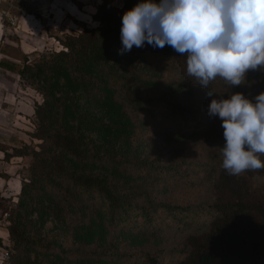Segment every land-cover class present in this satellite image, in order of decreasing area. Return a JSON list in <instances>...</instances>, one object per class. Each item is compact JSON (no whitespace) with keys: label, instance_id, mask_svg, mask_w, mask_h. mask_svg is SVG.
<instances>
[{"label":"rangeland","instance_id":"obj_1","mask_svg":"<svg viewBox=\"0 0 264 264\" xmlns=\"http://www.w3.org/2000/svg\"><path fill=\"white\" fill-rule=\"evenodd\" d=\"M104 1L121 9L125 0H0V30L3 31L0 64H13L15 70H19L25 62L34 64L53 53L65 51L63 41L68 36L75 37L98 26L94 15ZM22 19L25 21L21 24ZM20 25L23 27H18ZM143 48L131 62L109 60L103 66L105 79L115 91L114 98L124 104L132 122L131 134L123 136L121 120L115 124L116 131L108 143L95 131L86 132L85 137L90 150L98 146L92 150L99 156L112 151L113 159L109 162L97 158L81 170L101 172L108 178L113 192L126 202L115 208L113 222L109 221L106 195L94 187L76 184L68 176L61 177L56 154L46 152L53 148L55 140L48 141L42 135L45 121L38 108L43 107L44 102L39 91L41 83L33 79L32 73L19 75L2 65L33 102L28 101L29 106L26 101L29 107L24 111L26 119L23 118L21 127L25 134L11 150L1 145L10 150L11 174H17L20 189L17 194L14 190L5 192L4 187L0 191V227L7 231L3 243L0 237V264H10L17 253L8 229L17 215L22 186L32 185L33 177H36L35 188L27 190L25 196V207L30 214L21 210L20 216L29 228V237L40 238L41 244L36 245V250L24 244L23 256L45 260L53 257L45 253L48 251L62 252L61 255L68 258H82L80 255L94 251L89 256L91 260L82 264H139L141 257L148 253L156 257L159 264H183L184 236L198 228L194 218L199 216L200 222L207 221L211 213H196V210L208 203L209 181L200 180L205 165L212 158L210 149L216 146L215 132L222 127L218 117L210 124L207 105L213 97L187 75L186 57L167 45L163 49ZM128 82L138 84L137 93L153 100L150 108L132 101L136 96L126 88ZM227 87L219 78L209 84V89L216 92L215 98H226ZM228 91H239L249 99L254 98L264 91V72L250 70L244 83L231 86ZM96 116L103 122L112 118L108 114L101 116L97 110ZM46 158L52 163H46ZM98 163L102 166L100 170L92 167ZM104 164L109 170L103 168ZM175 167L179 168L169 171ZM73 168L65 169L71 172ZM75 169L80 170L77 165ZM261 180L264 182V178ZM41 183L46 185L53 201H47L41 194ZM40 205L49 209L51 215H41L44 209L37 207ZM61 208L65 219L52 218ZM74 209L78 212L72 213ZM98 211L105 215L96 221L103 229L97 227L88 238H83L84 244L78 242L77 233L83 230L75 224L87 223Z\"/></svg>","mask_w":264,"mask_h":264},{"label":"trees","instance_id":"obj_2","mask_svg":"<svg viewBox=\"0 0 264 264\" xmlns=\"http://www.w3.org/2000/svg\"><path fill=\"white\" fill-rule=\"evenodd\" d=\"M135 3L137 0H125L124 7L118 9L104 1L94 15L95 20L99 22L98 26L85 30L78 36H68L63 41L65 51L53 53L49 58L40 59L34 64L25 62L19 70H15L13 64L7 66L2 63L8 70L16 71L19 75L25 72L32 73L33 79L37 83H41L39 91L44 97V102L43 107L39 106L38 108H40L39 113L43 115L45 121L42 135L48 141L55 140L53 148L46 152L56 154L55 158H58V170L61 177L68 176L73 179L74 183L85 187H94L106 195L109 199L110 222H113L115 208L126 205V202L113 192L114 189L110 182H107L108 178L100 174L101 172H84L81 169H86L87 165L97 158L107 162L113 159L111 150L103 154L102 157L98 152L95 153L92 150L94 146L98 148L93 143L91 144L94 146L90 150L85 141L86 132L95 131L101 140L108 143L116 131L115 124L122 120L123 136L131 134L132 122L124 109V104L114 98L115 91L105 79L106 74L103 72V66L109 60H113L114 63H118L122 59L125 63L131 62L139 54L138 50H144L143 47L150 46L145 43L143 47L134 46L130 52L119 53L121 48V14ZM108 72L110 73L109 69ZM127 85L128 91L136 96L132 101L141 105L145 104L150 108L154 102L137 93L139 85L134 86L131 82H128ZM96 110L101 116L108 114L112 118L108 122H103L102 118L96 116ZM176 110L179 111L178 108ZM114 116L116 118H113ZM124 116L126 117L124 118ZM208 120L212 124L214 117H208ZM222 133V128L215 132L216 146L213 147V150L210 149L212 158L204 167V176L205 174L206 176L200 180L201 182L209 181L208 203L201 204L196 213L205 211L211 213L208 214L210 216L207 221L200 222L199 216L194 218L198 221V228H194L184 236L185 252L182 263L264 264V182L261 180L264 178V169L246 170L239 176L230 175L223 170L222 160L219 156L220 147L224 143ZM261 159L264 160V156ZM45 162L52 163L47 161V158ZM75 165L80 170H76ZM71 166L74 168L68 172L65 168ZM35 167L37 166L35 165ZM92 167H97L94 169L100 170L99 167L102 166L98 163L97 165L92 164ZM103 168L109 170L105 164ZM178 168L175 167L169 171H175ZM35 183L36 177H33L30 182L32 185L24 184L22 186L17 215L12 219L8 229L10 236L15 241L14 247L17 252L10 264H68L72 262L82 264L91 260L89 256L94 251L90 254L80 255L82 258L78 256L68 258L62 256V252L48 251L45 253L48 256L52 254L53 257L45 260L23 256L24 244H29L31 250H36V245L41 244L40 238L29 237V228L24 225L20 216L21 210H27L25 207L27 190L35 188ZM40 187L41 194L46 196L47 201H53V197L46 191V185L41 183ZM37 207H40V210L44 209L40 212L41 215H51L49 209L41 205ZM62 211L61 208V211L53 214L52 218L63 220ZM77 212V209H74L72 213ZM27 214H30V210H27ZM101 217L105 218V215L98 211L90 217L87 223L75 224L83 230L77 233L78 242L84 244L83 238H88V235L94 232L97 227L103 229L96 222L98 218L102 219ZM140 260L139 264H159L158 259L148 253ZM123 264L125 263L123 262Z\"/></svg>","mask_w":264,"mask_h":264},{"label":"clouds","instance_id":"obj_3","mask_svg":"<svg viewBox=\"0 0 264 264\" xmlns=\"http://www.w3.org/2000/svg\"><path fill=\"white\" fill-rule=\"evenodd\" d=\"M120 41V54L147 43L185 56L187 75L213 97L207 114L223 129L222 169L233 176L264 169V91L252 99L228 91L250 70L264 72V0H137L121 14ZM217 78L226 98L209 89Z\"/></svg>","mask_w":264,"mask_h":264},{"label":"crops","instance_id":"obj_4","mask_svg":"<svg viewBox=\"0 0 264 264\" xmlns=\"http://www.w3.org/2000/svg\"><path fill=\"white\" fill-rule=\"evenodd\" d=\"M24 21V19L20 20L21 24L24 23ZM18 27L21 28L23 26L20 25ZM2 37L3 31L0 30V44ZM34 39H37L36 34L34 35ZM16 81L8 76V70L0 64V191L2 187H4L5 192L14 190L13 193L17 194L20 189L17 185L19 179L17 174H11L13 157L9 153L17 140L25 134V131L21 128L23 125V118L26 119L24 111L27 110V107L30 106L33 100L31 101L30 96ZM26 101L30 102V104L28 102L29 106ZM1 145L9 146L10 150L4 146L2 148ZM6 232V229L4 230L0 227L2 243L6 239L4 236Z\"/></svg>","mask_w":264,"mask_h":264},{"label":"built area","instance_id":"obj_5","mask_svg":"<svg viewBox=\"0 0 264 264\" xmlns=\"http://www.w3.org/2000/svg\"><path fill=\"white\" fill-rule=\"evenodd\" d=\"M5 216V215H4ZM2 223V219H0V224Z\"/></svg>","mask_w":264,"mask_h":264}]
</instances>
